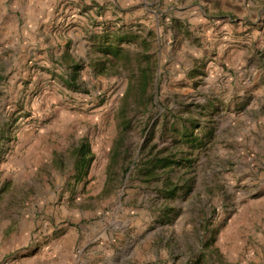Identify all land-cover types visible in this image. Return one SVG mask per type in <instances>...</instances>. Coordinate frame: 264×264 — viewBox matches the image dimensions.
<instances>
[{
  "label": "rangeland",
  "instance_id": "obj_1",
  "mask_svg": "<svg viewBox=\"0 0 264 264\" xmlns=\"http://www.w3.org/2000/svg\"><path fill=\"white\" fill-rule=\"evenodd\" d=\"M50 13L0 0V264H264V0Z\"/></svg>",
  "mask_w": 264,
  "mask_h": 264
},
{
  "label": "crops",
  "instance_id": "obj_2",
  "mask_svg": "<svg viewBox=\"0 0 264 264\" xmlns=\"http://www.w3.org/2000/svg\"><path fill=\"white\" fill-rule=\"evenodd\" d=\"M18 8H22L27 14L30 15L31 23L40 24V21L47 23L50 21L51 13L50 8L52 7L53 0H25V5H23L22 0H14ZM6 196V194L4 195ZM2 197V194L0 195ZM2 206L4 204H1ZM13 242L9 238L5 240L0 247V260L5 257L6 254L12 250Z\"/></svg>",
  "mask_w": 264,
  "mask_h": 264
},
{
  "label": "trees",
  "instance_id": "obj_3",
  "mask_svg": "<svg viewBox=\"0 0 264 264\" xmlns=\"http://www.w3.org/2000/svg\"><path fill=\"white\" fill-rule=\"evenodd\" d=\"M75 155L78 158V168L84 165L88 166L93 160V155L91 154L88 143H83L82 146L78 147Z\"/></svg>",
  "mask_w": 264,
  "mask_h": 264
}]
</instances>
